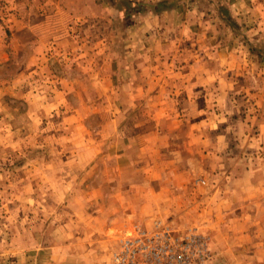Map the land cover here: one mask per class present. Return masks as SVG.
<instances>
[{"label":"rangeland","instance_id":"rangeland-1","mask_svg":"<svg viewBox=\"0 0 264 264\" xmlns=\"http://www.w3.org/2000/svg\"><path fill=\"white\" fill-rule=\"evenodd\" d=\"M154 220L264 264V0H0V264Z\"/></svg>","mask_w":264,"mask_h":264},{"label":"built area","instance_id":"built-area-1","mask_svg":"<svg viewBox=\"0 0 264 264\" xmlns=\"http://www.w3.org/2000/svg\"><path fill=\"white\" fill-rule=\"evenodd\" d=\"M209 256L207 239L195 226L175 231L154 220L149 228L120 240L113 264H206Z\"/></svg>","mask_w":264,"mask_h":264},{"label":"crops","instance_id":"crops-1","mask_svg":"<svg viewBox=\"0 0 264 264\" xmlns=\"http://www.w3.org/2000/svg\"><path fill=\"white\" fill-rule=\"evenodd\" d=\"M41 20H43V19H41ZM41 24V23H40ZM39 24V25H40ZM55 24H52V22H51V24H46V26H51V27H53ZM29 26H31V23L29 24ZM50 37H52V34H50V33H45L44 32V34H42L41 36H40V40H37V42H40V43H42V42H47V41H49V40H51L50 39ZM240 62V61H239ZM241 63V62H240ZM141 75V74H140ZM171 197V196H170ZM171 199V198H170Z\"/></svg>","mask_w":264,"mask_h":264}]
</instances>
